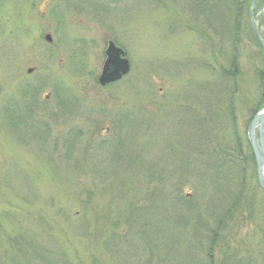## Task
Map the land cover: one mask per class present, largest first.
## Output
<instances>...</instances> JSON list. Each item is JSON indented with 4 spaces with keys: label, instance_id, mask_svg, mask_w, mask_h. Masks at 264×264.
<instances>
[{
    "label": "rangeland",
    "instance_id": "rangeland-1",
    "mask_svg": "<svg viewBox=\"0 0 264 264\" xmlns=\"http://www.w3.org/2000/svg\"><path fill=\"white\" fill-rule=\"evenodd\" d=\"M250 6L0 0V264H200L210 182L235 189L225 159L251 156L264 103L261 46L237 28ZM109 40L132 69L103 87ZM245 175L218 262L227 241L264 264V196Z\"/></svg>",
    "mask_w": 264,
    "mask_h": 264
},
{
    "label": "trees",
    "instance_id": "trees-1",
    "mask_svg": "<svg viewBox=\"0 0 264 264\" xmlns=\"http://www.w3.org/2000/svg\"><path fill=\"white\" fill-rule=\"evenodd\" d=\"M261 50H262L261 56L264 59V50L262 48H261ZM234 65L235 64H233V67H234ZM261 77H262L263 82H264V69L261 72ZM263 87H264V84H263ZM30 90H31V88H30ZM35 90H36L35 88H32L33 92ZM33 99H35V98H33ZM260 106H261L260 108L264 107V103H262V105H260ZM249 145H250V142H249ZM250 147H251V145H250ZM240 149H241V147H240V142H239V143H237V146L232 149V151H233V153H235V155L242 156V151ZM251 149H252V147H251ZM238 158L239 157L227 158V159H225V162H224V163L232 164L233 167L236 169V172L234 173V179H233V184L235 186V189L231 186H228L227 188H225L223 190H221V186H219V188L217 189V187H215L216 186L215 183L210 182L211 187L214 189L210 188L211 194L209 192L210 195H208L206 198L210 204L209 207H211V208H210V211L207 212L206 219H208L207 220L208 223L205 222V223H207V225L203 226L204 231L206 232V230H207V234L209 235L210 239L208 241H206V242H208V244H207V246H204V248H203L205 253L203 252L204 254L201 256V258L199 260L200 264H245L246 261H247V264H250L253 261V258H251L250 256L242 255V253H241L242 251L237 246H235L236 250L232 249L231 246L229 245V242H227L226 240H225L226 242L224 243V246L225 247L227 246L225 248L226 249L225 259L222 262H218L215 258V253H214V251L216 250L217 240L220 237V236H218V235H220L219 230H222L223 228H226L229 225L228 221L230 220V217H233L234 207L239 208L240 203L244 202L245 195L247 192V189H246L247 179H246L245 172L247 171L248 166H249V168H251V171H253L254 176L257 180V183H259L253 150H252L250 157H248V158L245 157V159L240 158L239 160H238ZM249 163H250V165H249ZM238 181H239V186H238V184L236 186L235 184L238 183ZM213 185H215V186L213 187ZM259 188H260V190L264 196V190L260 187V185H259ZM217 200H219V204L216 202ZM207 201H206V203H207ZM206 219L205 218H203L202 220L199 219V222H201V221L204 222V221H206ZM210 222H214L216 229L212 227L213 224L212 225L209 224ZM18 238L19 237L12 238L13 241H15L14 247H17L20 250L23 249L24 251L31 249V248H33V250L37 249L36 245L29 244L26 241H24L25 245L23 244L24 242H21V244L19 243V246H16L15 243L17 242V240H19ZM206 242L204 244H206ZM262 243H263V241L260 242V244H262ZM218 245H220V244H218ZM259 246L262 247V245H259ZM231 251H235L233 253V255L231 254ZM247 251L244 249V252H246V254L249 252V251L248 252ZM35 254H37V253H35ZM38 257H40V256H38ZM61 263H62V261H61ZM186 263H191V261L190 262L187 261Z\"/></svg>",
    "mask_w": 264,
    "mask_h": 264
},
{
    "label": "water",
    "instance_id": "water-1",
    "mask_svg": "<svg viewBox=\"0 0 264 264\" xmlns=\"http://www.w3.org/2000/svg\"><path fill=\"white\" fill-rule=\"evenodd\" d=\"M254 32L264 46V40L255 24ZM48 38L50 39V36ZM124 53L122 48L117 47L114 42H110L107 49L108 58L100 76L102 85L117 81L130 71V62L126 57H123ZM248 137L254 151L260 185L264 189V109L257 112L252 119L248 128Z\"/></svg>",
    "mask_w": 264,
    "mask_h": 264
},
{
    "label": "flooded vegetation",
    "instance_id": "flooded-vegetation-1",
    "mask_svg": "<svg viewBox=\"0 0 264 264\" xmlns=\"http://www.w3.org/2000/svg\"><path fill=\"white\" fill-rule=\"evenodd\" d=\"M200 8H202L201 3H200ZM245 10L243 9L242 10L243 12H241V9H238L237 11H239L238 14L240 13V16L241 15L244 16L243 13L245 12ZM252 10H253V12H252ZM246 12H247L246 15L248 17V26L245 25V24H247V22H244V20L241 19L240 22L238 23L237 28H240L241 30H244V31L247 28L246 31H251L252 35L256 36L254 34V28H253V25H254L253 21L256 20V27H258V30L260 31V33L264 39V33H263L264 32L263 31L264 30V0H251V6H250V8L247 9ZM211 15L213 16L212 11H211ZM212 27H216V25H213ZM256 38H257V36H256ZM207 39H211L213 41V38L208 37ZM256 41L257 40L255 39V43H256Z\"/></svg>",
    "mask_w": 264,
    "mask_h": 264
}]
</instances>
